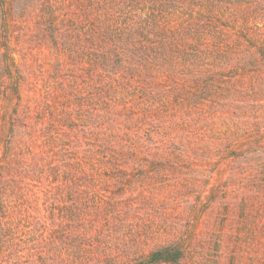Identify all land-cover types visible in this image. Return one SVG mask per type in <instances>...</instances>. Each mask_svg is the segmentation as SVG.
<instances>
[{
  "label": "rangeland",
  "instance_id": "374dc122",
  "mask_svg": "<svg viewBox=\"0 0 264 264\" xmlns=\"http://www.w3.org/2000/svg\"><path fill=\"white\" fill-rule=\"evenodd\" d=\"M210 2L215 37L167 50L175 72L141 67L136 92L91 80L82 55L100 23L146 34L140 1L0 0V264L133 263L162 247L182 255L155 264H264V0ZM71 176L113 205L91 228Z\"/></svg>",
  "mask_w": 264,
  "mask_h": 264
},
{
  "label": "trees",
  "instance_id": "16d2710c",
  "mask_svg": "<svg viewBox=\"0 0 264 264\" xmlns=\"http://www.w3.org/2000/svg\"><path fill=\"white\" fill-rule=\"evenodd\" d=\"M139 1L141 2V6L150 11L149 16L145 17L148 32L143 34L141 30L142 35L137 37L133 34L134 27L137 26L135 24H132L131 27L129 24H125L124 26L116 25V28L113 25L106 26L100 23L97 26V29L100 31L97 45L91 42L88 56L82 55L85 58L82 63H86L87 74L91 80L94 79L95 81L102 82L106 78L109 82L114 83V87L125 86L137 92L136 89H143L140 84L144 81L143 75L145 73L140 69L141 67H145L151 61H164L168 59L170 56L166 54L167 50L169 52L174 48H179L181 51L189 54L188 51L192 50L193 46L196 47V44L200 47L204 46L207 39H213L218 33L213 28L215 26L212 21L213 17L211 16L213 13L212 8L215 4H211L213 2H210V0H138L137 3ZM111 2H115V0H111ZM128 2V8H132L133 11L139 7L136 0H128ZM172 13L176 17L181 18L177 25L169 21ZM262 13L264 15V8L262 9ZM165 18H168V20H165ZM182 24H184L185 30H178L177 27ZM260 25L262 26L263 23L258 25V30H264L263 26L259 28ZM91 26L93 27V24ZM173 33H185L183 37L185 42H180L178 47L173 45ZM89 38L92 40L91 37ZM68 49H74L76 55L80 56L77 46ZM159 53L163 58L158 56ZM196 59L192 60V65L195 64L197 66ZM166 61L169 62L167 64L168 71L175 72L174 66H178L180 62H175L174 58ZM73 88L79 89L76 86H73ZM93 98L97 100L99 97L93 94ZM95 101L92 104L98 103ZM77 102L79 106L78 110H80L82 117L86 118L85 113L91 114V110L93 109L90 107L92 105L82 108L84 102L80 101V98H78ZM87 121L90 120L86 118L85 122ZM63 179L64 183L61 184H65L64 189L70 195V201L71 204L73 203L72 206L75 211L78 212L76 216H80L83 221L81 223L82 228H91V226L96 225L97 220L102 215L108 216L107 209H113V205L109 206L110 208H106L108 202H105V208L102 209V201L96 198L97 195L88 194L89 187L84 179L89 178L83 177L82 179L71 176ZM55 180H53V183H57ZM4 188L0 182V199L6 198ZM54 188L57 189V187ZM74 190L77 192H73ZM68 214L72 216L73 212H69ZM181 255L182 252L177 247H162L149 252L145 258L133 263L119 262L114 264L170 263L178 261Z\"/></svg>",
  "mask_w": 264,
  "mask_h": 264
}]
</instances>
